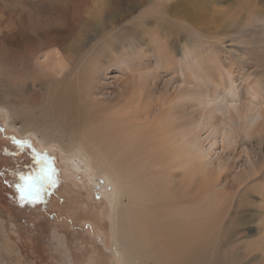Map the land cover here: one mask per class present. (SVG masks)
Masks as SVG:
<instances>
[{
	"label": "rangeland",
	"instance_id": "374dc122",
	"mask_svg": "<svg viewBox=\"0 0 264 264\" xmlns=\"http://www.w3.org/2000/svg\"><path fill=\"white\" fill-rule=\"evenodd\" d=\"M233 4L236 10L229 11ZM253 4L256 13L251 12ZM165 8L169 10L167 15L162 13ZM172 15L174 22H180L174 23ZM263 18L264 0H0V56L5 53L13 59L0 66V101L29 106L46 103L45 92L56 87L54 82L59 83L67 73L55 66L52 71L43 69L40 60L47 55L69 56L67 68L72 74L80 58L76 75L86 77L82 72H91V80L84 79L89 84L81 87L83 93L90 89L104 98L116 93L125 100L132 89L137 96L133 100L137 102L141 96L140 106L148 103L154 106L152 110L159 103V92L169 101L174 95L175 101L180 100L176 88L186 76L192 80L194 73L208 74L209 86L218 84L221 72L231 67L226 60L229 56L237 62L232 71L238 72L239 86L245 89L248 83L253 84L263 93ZM165 26H170V34L160 28ZM232 27L238 33H231ZM196 28L209 37L203 39L198 34L199 38L195 31L191 34ZM248 36L257 37L254 41ZM198 38L202 40L199 44ZM214 39H219L216 45ZM190 45L195 51L199 47L207 51L195 56H199V67L192 63L193 72L181 73L178 61L183 58L182 50ZM215 50L221 52L216 58L222 63L212 58ZM209 52L211 58L207 57ZM256 78L260 82L254 84ZM146 86L155 90L153 99L146 95ZM203 87L195 82L182 84L187 94L181 96L187 98L189 115H200V108H191L195 104L192 93L200 92L198 96L204 99ZM122 90L125 95L120 93ZM100 97L95 103L103 101ZM91 100L88 97V102ZM105 104L97 111H107ZM176 107L175 112L179 111ZM85 114H76L77 123L81 119L91 123L92 116ZM211 114L214 123L219 124L217 129L223 123L235 127L236 140L229 146L213 137L218 144L212 148V159L204 162L207 184L225 192L231 205L209 232L223 251L230 250L233 264H264V244H259L264 236V138L260 143L256 134H264V127L257 125L247 133L234 117L235 122L230 123L218 112ZM17 124L21 122L17 120ZM176 129L180 131L178 126ZM71 143L69 153L57 143L47 145L32 134L21 135L18 128L9 126L5 111L0 109V264H126L116 234L114 187L97 179L78 150L82 145ZM205 144L210 147L208 142ZM44 167L54 169V183L45 185L38 202L22 201L18 188L23 183L21 176L33 175ZM144 219L137 227L148 228Z\"/></svg>",
	"mask_w": 264,
	"mask_h": 264
},
{
	"label": "bare ground",
	"instance_id": "6f19581e",
	"mask_svg": "<svg viewBox=\"0 0 264 264\" xmlns=\"http://www.w3.org/2000/svg\"><path fill=\"white\" fill-rule=\"evenodd\" d=\"M236 7L234 4L230 5L228 10H236ZM251 12H257L254 4ZM162 13L169 14L168 8ZM173 19L174 17L172 21ZM176 22L180 20L174 23ZM160 28L170 34V26ZM198 30L196 28L190 31L191 34L195 31L199 38L209 37ZM234 32L238 33L232 27L231 33ZM59 37L61 38L60 35ZM199 38L196 42L198 44L201 40ZM217 40L219 39L212 41L215 43ZM248 44L246 42V45ZM219 46L225 48L224 44L219 43ZM139 47L142 49L140 45ZM218 50H215L212 58L220 55L222 51ZM182 51L183 58L178 61V65L179 71L185 73L186 70L193 72L192 63H196L197 67L200 66L196 58L201 56L200 52L205 53L207 50L199 47V50L195 51V46L190 45L189 49ZM196 55L199 56L195 57ZM57 56L47 55L40 60L45 70L47 68L52 71L55 66L67 71L59 83L54 82L56 87H50L45 92L46 103L29 106L0 101V109L5 111L9 126L18 128L21 135L36 136L41 143L47 145L57 143L69 153L72 152L71 142L82 145L78 150L97 179L103 181V184L111 183L114 187L116 234L126 264H233L229 255L230 250L223 251L215 235L209 232L218 226L221 215L226 212V207L231 205L224 196L225 192L221 193L218 187L207 184L204 162L212 159L211 154L214 152L212 148L218 144L214 142L213 137L221 138L224 145H233L236 140L233 132L235 127L223 123L221 128L217 129L216 126L219 124L214 123L211 113L218 112L230 119V123L235 122L232 120L234 117L249 133L257 125L264 127V92L260 93L253 84L249 83L245 89L239 86L236 75L238 72L232 71L237 62L232 61V57L229 56L225 59L231 67L224 73L221 72V81L218 84L212 83L209 86L211 79L207 78L210 77L208 74L196 76L197 74L194 73L192 80H188L186 76L176 88L180 100L175 101L174 95L173 100L169 101L166 99L167 95L159 92L161 95L159 103L156 109L152 110L154 106L151 104L144 103L140 106L138 103L140 95L137 99L139 101L133 100L137 96L133 94L132 89L125 100L116 93H109L104 98L105 96L99 94L97 89L96 93L90 89H86V93H83L81 87L89 84L84 83V79H90L91 72L83 71L82 75L86 77L81 74L78 77L76 72L80 68V58L75 63L77 68L76 65L72 68L75 72L72 74L67 68L70 63L69 56L63 55L60 58ZM207 57L211 58L210 52ZM11 62L13 59L2 53L0 66ZM259 80L256 78L254 84L259 83ZM8 82L13 83L11 79H8ZM193 82L202 84L203 89L206 90L205 94L203 93L204 99L198 96L201 95L200 92L192 93L195 104L192 103L191 108L201 109L200 115L197 112L198 117L189 115L187 98L181 96L187 94L183 93L182 84ZM146 91L145 94L153 99L151 95L155 90L147 87ZM120 93L124 94L123 90ZM87 96L92 99L91 102H88ZM96 97L102 98L103 101L99 99L100 102L95 103ZM105 102L109 109L101 112L99 108L97 111V108ZM212 104H216L217 107L210 108ZM174 106H177L179 111L175 112ZM87 109L90 110L89 113L86 112ZM98 112L101 114L99 115ZM173 112L177 114L173 116ZM76 114L91 115L92 119L89 121L91 123H83L82 119L77 123L79 117ZM187 115L190 122L188 117H185ZM17 120L21 122L20 126ZM176 126L180 131H177ZM256 134L262 143L264 134L261 132ZM206 142L210 147L204 145ZM191 186L196 188L193 190ZM144 218L148 228L137 227V223ZM133 226L137 228L131 230ZM130 230L129 236L126 235ZM261 240L263 241L259 244L263 245L264 236ZM9 246L6 239L4 241L6 253L9 252Z\"/></svg>",
	"mask_w": 264,
	"mask_h": 264
},
{
	"label": "snow or ice",
	"instance_id": "6c2138e0",
	"mask_svg": "<svg viewBox=\"0 0 264 264\" xmlns=\"http://www.w3.org/2000/svg\"><path fill=\"white\" fill-rule=\"evenodd\" d=\"M53 174L54 169L44 167L33 175L21 176L23 183L18 186L19 191L21 192V200L23 201L27 199L32 203L38 202L42 198L45 185L50 182L54 183L52 180Z\"/></svg>",
	"mask_w": 264,
	"mask_h": 264
}]
</instances>
